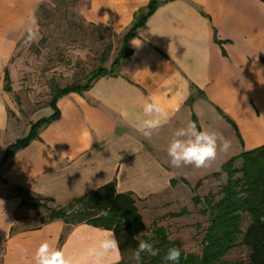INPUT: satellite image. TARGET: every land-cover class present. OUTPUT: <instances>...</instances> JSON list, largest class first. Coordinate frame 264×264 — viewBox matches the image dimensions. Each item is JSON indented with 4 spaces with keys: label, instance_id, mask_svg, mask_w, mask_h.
Returning a JSON list of instances; mask_svg holds the SVG:
<instances>
[{
    "label": "crops",
    "instance_id": "0c3cea01",
    "mask_svg": "<svg viewBox=\"0 0 264 264\" xmlns=\"http://www.w3.org/2000/svg\"><path fill=\"white\" fill-rule=\"evenodd\" d=\"M50 1L0 0V152L24 137L33 123L22 126L13 93L4 89V74L9 68L13 91L22 89L12 58L30 19ZM78 1L84 22L123 38L150 0ZM159 1L129 38L132 54L118 73L100 77L83 93L59 97L58 118L0 163V264H32L45 240L63 249L74 264H91L88 249L111 231L85 223L68 226L62 220L23 225L25 207L16 187L64 205L114 181L117 192L136 197L140 211L192 190L230 158L264 145V0ZM146 99L170 115L150 138L141 130ZM42 111L53 113L48 105L31 113ZM189 121L231 142L227 152L196 168L195 184L185 166L173 168L167 155L174 132ZM121 259V253L118 259L109 256L103 264Z\"/></svg>",
    "mask_w": 264,
    "mask_h": 264
},
{
    "label": "trees",
    "instance_id": "16d2710c",
    "mask_svg": "<svg viewBox=\"0 0 264 264\" xmlns=\"http://www.w3.org/2000/svg\"><path fill=\"white\" fill-rule=\"evenodd\" d=\"M159 4V0H150L147 6L135 16L132 25L123 35L122 49L109 69L103 66L95 68L84 84L76 82L62 88L55 87L47 104L53 113L31 123L26 136L8 145L3 151V162L27 146L33 139L38 138L39 131L58 118L59 110L56 101L59 97L70 92L83 93L100 77L114 76L118 73L123 59L132 54V50L127 48L129 38L144 24ZM106 58L107 56H103V61ZM4 80L6 81L4 89L11 91L7 69ZM223 174L226 176V181L221 185L218 196L208 194L201 200L196 193L202 185L201 180L192 189V202L195 205L203 204L201 212L208 219L200 255L185 253L182 242L178 239L170 240L162 226L155 224L152 229L153 236L151 238L144 236L146 227L143 216L138 210L136 197L131 192H117L114 181L71 199L65 206L47 203L21 187H16L15 193L21 196L20 206L33 210L43 208L48 212V217L42 223L62 220L68 226L85 223L112 230L116 235L122 256L117 264H130L124 256L131 253L133 255L138 246L137 236L139 239L152 242L153 246L159 250L158 255L154 257L146 253L142 254L140 264H171L164 260L170 247L181 249L179 264H221L223 257L237 245L246 247L248 251L246 260L227 264H264V220H262L264 217V145L243 151L230 158L220 166L218 172L211 174L210 177L221 182ZM103 210H108L107 216L101 214ZM181 215L182 211L174 214V216ZM63 238L64 236H61L60 241ZM135 263L137 264L136 261Z\"/></svg>",
    "mask_w": 264,
    "mask_h": 264
},
{
    "label": "rangeland",
    "instance_id": "374dc122",
    "mask_svg": "<svg viewBox=\"0 0 264 264\" xmlns=\"http://www.w3.org/2000/svg\"><path fill=\"white\" fill-rule=\"evenodd\" d=\"M42 6L35 16L37 23L34 41L26 43L25 34L12 58L13 75L23 90L13 91L10 78L11 91L7 92L13 93L17 117L22 126L31 120L34 123L47 117L43 111L36 116L31 111H39L47 105L55 87L62 88L76 82L84 84L95 68L103 66L109 69L123 44L121 36L84 22L80 16L82 5L78 0H52ZM103 56H107L105 61ZM7 69L10 77V70ZM28 92L31 94L29 98ZM26 135L27 131L23 136ZM3 151L0 152V163L3 162ZM185 168L189 182L195 184L199 178L196 168L190 165ZM225 181L224 174L221 182L207 177L202 180L196 193L201 200L208 194L218 196ZM192 193L189 189L165 200L158 199L149 204L148 208H140L146 227L143 235L151 238L154 225L162 226L170 240L178 239L182 242L185 253L200 255L208 219L201 212L203 204L195 205L192 202ZM181 211V216H174ZM21 215L24 216L21 221L23 225L30 226L42 223L48 217V212L43 208L33 210L25 207ZM247 254L246 247L237 245L223 257L221 264L244 261ZM124 257L130 264H136L132 253Z\"/></svg>",
    "mask_w": 264,
    "mask_h": 264
},
{
    "label": "clouds",
    "instance_id": "9594fccd",
    "mask_svg": "<svg viewBox=\"0 0 264 264\" xmlns=\"http://www.w3.org/2000/svg\"><path fill=\"white\" fill-rule=\"evenodd\" d=\"M36 18L29 21L30 26L26 30V43H31L36 37ZM142 113L146 117L141 125V130L145 137L150 138L154 131L159 130L170 120L169 112L159 103L153 100H145L142 104ZM174 138L167 148L169 163L173 168L183 166H194L195 168L206 167L210 161L216 159L218 152H227L231 147V142L216 131L207 129L198 130L197 125L189 121L184 127L178 128L174 132ZM102 215L107 216L108 210H103ZM264 220V217H262ZM138 240V246L133 252V259L140 264L142 254L157 256L159 250L153 246L152 242L144 239ZM91 259V264H103L106 257H120V248L114 232L107 231L98 241L90 247L87 252ZM181 249L177 247L168 248L164 260L171 264H179L181 259ZM32 264H74V260L66 255L63 249L53 246L48 240L43 241L36 248L32 256Z\"/></svg>",
    "mask_w": 264,
    "mask_h": 264
}]
</instances>
